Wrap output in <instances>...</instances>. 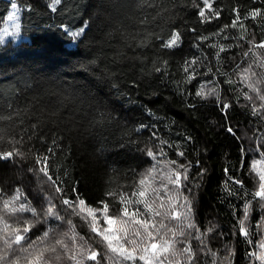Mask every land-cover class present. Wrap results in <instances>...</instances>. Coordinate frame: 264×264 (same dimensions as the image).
Masks as SVG:
<instances>
[{
    "label": "trees",
    "instance_id": "1",
    "mask_svg": "<svg viewBox=\"0 0 264 264\" xmlns=\"http://www.w3.org/2000/svg\"><path fill=\"white\" fill-rule=\"evenodd\" d=\"M13 3L19 38L5 39ZM51 3L0 0V134L5 138L0 151L10 150L9 140L15 138L23 141L17 147L26 154L0 161V188L8 195L20 188L38 211L51 198L64 217L45 222L41 216L29 237L36 240L52 228L49 243L68 233L63 238L71 244L70 220L83 238L78 242L108 252L88 224L60 203L62 194L38 171L35 156L48 158L49 175L63 189V198L78 194L101 208L100 202L106 201L110 215L123 205L106 193H122L135 201L140 178L155 168L147 198L164 203L161 212L170 197L177 198L178 212L183 211L184 197L192 201L199 229L188 230L194 264H229L225 257L231 264H260L250 256L264 239V225L258 227L264 220V201L253 196L260 181L252 164L264 160V109L253 114V106L262 102L241 73L264 54L254 47L264 42V15H249L253 10L264 13V0H212V9L203 0H61L56 11ZM201 8L206 16L213 10L219 16L205 21L199 16ZM82 27L84 33L74 37L72 31ZM176 32L179 46L165 48ZM220 45L226 50L219 51ZM252 70V80L264 91V69L253 65ZM201 86L206 92L215 88L219 101L215 95L197 96ZM222 103L232 105L227 115L221 112ZM148 149L155 159L147 155ZM165 161L177 163L166 166ZM178 165L187 166L188 178L171 184L166 179L170 169L185 171ZM246 205H251L244 221L248 238L239 228ZM137 207L146 211L143 205H129L130 210ZM17 219L33 217L26 212L10 222ZM100 223L104 225L102 219ZM209 228L214 230L207 232ZM200 233H205L201 239L206 247L195 239ZM113 264L134 262L114 259Z\"/></svg>",
    "mask_w": 264,
    "mask_h": 264
},
{
    "label": "snow or ice",
    "instance_id": "2",
    "mask_svg": "<svg viewBox=\"0 0 264 264\" xmlns=\"http://www.w3.org/2000/svg\"><path fill=\"white\" fill-rule=\"evenodd\" d=\"M61 4V0H52L49 5L52 11H56V6ZM203 4L208 9H212V0H203ZM13 9L17 7L16 3L11 5ZM237 11V20H239V13ZM249 15L255 19L257 16H262L260 10H253ZM199 16L205 21L209 18H215L219 16V12L213 10L211 16L205 15L204 8L199 11ZM8 20H13L14 16L7 17ZM243 29V24L240 25ZM19 31V25L16 26ZM225 27H228L226 25ZM231 27H237L236 23H233ZM85 29L82 27L78 32L72 33L74 37H78L84 33ZM243 37V32H242ZM206 39V38H205ZM181 41L180 33L176 32L170 36L167 42L163 45L165 48L178 47ZM252 43V41H249ZM219 51L223 52L226 49L223 45L218 46ZM255 48L264 49V42L255 44ZM249 51H252L251 49ZM248 53H245L247 55ZM255 56V53H253ZM253 65L257 68L264 69V54L256 56L252 61V64L242 70L243 80L246 82L247 87L256 94L259 101L262 103L259 107L253 106V114L260 113L264 109V91L257 86V82L252 80V77L256 75L253 72ZM264 75V73H261ZM229 84L231 80L227 81ZM197 96L207 99L210 95H215L217 101H219V93L215 88L206 92L204 86H201L200 90L196 93ZM245 98L249 101L253 100V96L247 93L244 94ZM230 103H222L221 112L227 115V109L231 108ZM227 131L233 132V128L228 127ZM4 136L0 134V142L4 141ZM11 144L10 150L0 151V161H11L16 157H25V152L22 151L18 144L23 143L22 140H16L12 138L9 140ZM162 155H166L161 152ZM147 155L156 158V154L151 150H147ZM183 156V152L180 153ZM36 163L41 165L38 171L43 173L44 176L51 181L55 188V191L61 193L60 203L67 206V209L71 210V214L80 216L89 226L91 232L95 233L105 244L108 252L101 253L88 245L83 241L82 237L74 231L75 226L71 224V221H67L70 225L71 241L69 244L63 237L68 236V233H63L60 237L55 238L54 242L49 243L50 233L53 232L52 228L44 231L41 236L36 240H32L29 237V233L36 224L40 222L41 216L46 219L48 217L56 220H64V217L57 211L56 205L52 202L51 198L47 201V206L42 207L41 211H38L32 206L27 196L22 192L20 188H16L12 195H8L6 190L0 188V264H54L63 259L70 261L71 264H86V262H93V264H104L105 258L108 264H113L114 259L120 261H142L143 264H194L195 252L193 251L188 236L190 233L188 230H196L199 232L198 226L194 220V212L192 207V201L188 197H184V203L181 206L182 212L176 211L177 198L170 197L171 203L167 206L165 212H161L160 209L165 208L164 203L156 204V199H148L147 192L154 183L155 168H150L139 180L138 191L133 195L138 199L133 201L130 197H125L122 193L109 191L107 196L115 197L123 207L118 210L114 215H110L109 204L106 201H101V207H92L83 198L77 196L74 199L63 198V189L56 186V181L49 175L48 158L46 156H35ZM165 165L176 164V161H165ZM178 168H184V172H180L177 169H170L166 174V179L169 183L180 185L181 177L187 179V166L178 165ZM252 169L257 172L259 177V189L253 193L254 198L258 197L261 201H264V160H256L252 164ZM237 184L242 185V181L237 180ZM153 192L157 191L152 189ZM135 203L136 205H143L146 210L142 212L140 208L130 210L129 205ZM155 205V207H154ZM251 205H246L245 216L243 220L239 221V228L242 235L246 238L249 237V232L244 226V221L248 219L247 212ZM31 213L33 219H26L20 221L17 219L15 223L10 222V218L17 217L18 214ZM97 213H101L100 216ZM156 217H161V220L156 221ZM104 221V225H101L100 220ZM164 220L177 221L176 226H169L164 223ZM264 225V220L261 221V225ZM213 228L207 229V232L213 231ZM205 233H200L195 239L200 240L201 244H205V240L201 239ZM183 237V240L178 238ZM251 243V240H248ZM178 243H186L187 246L183 248H177ZM109 253L111 255H109ZM215 255V253H213ZM184 257L182 260L180 257ZM251 257H255L260 264H264V239L259 242V251H253L250 253ZM225 260H229V257H225ZM215 264V262H214Z\"/></svg>",
    "mask_w": 264,
    "mask_h": 264
},
{
    "label": "rangeland",
    "instance_id": "3",
    "mask_svg": "<svg viewBox=\"0 0 264 264\" xmlns=\"http://www.w3.org/2000/svg\"><path fill=\"white\" fill-rule=\"evenodd\" d=\"M12 16H14V19L13 20H9L8 24L4 27L3 29V36L5 39H9V38H19L18 37V32L17 31V25H19L20 27V21H19V17H18V13H17V10L16 8L12 11L11 13ZM80 30V29H79ZM79 30L77 31H72L73 32H78ZM79 37V36H78Z\"/></svg>",
    "mask_w": 264,
    "mask_h": 264
}]
</instances>
